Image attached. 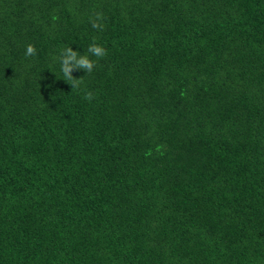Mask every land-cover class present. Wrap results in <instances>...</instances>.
Returning a JSON list of instances; mask_svg holds the SVG:
<instances>
[{
	"label": "trees",
	"instance_id": "1",
	"mask_svg": "<svg viewBox=\"0 0 264 264\" xmlns=\"http://www.w3.org/2000/svg\"><path fill=\"white\" fill-rule=\"evenodd\" d=\"M0 264H264V0H0Z\"/></svg>",
	"mask_w": 264,
	"mask_h": 264
},
{
	"label": "clouds",
	"instance_id": "2",
	"mask_svg": "<svg viewBox=\"0 0 264 264\" xmlns=\"http://www.w3.org/2000/svg\"><path fill=\"white\" fill-rule=\"evenodd\" d=\"M102 19V13H97L96 19L92 22L94 28H100L101 25L99 21ZM36 54V49L34 45L26 46V56H33ZM107 55V50L95 42L89 45L87 52L81 54L77 51H73L71 47H67L62 50L59 61L61 64V71L63 73L64 80L72 86V89H77L83 82V78L77 79L72 75V70L74 68H82L87 74H90L96 67L97 61ZM93 57L95 59H93ZM86 99L91 100L92 94L87 93Z\"/></svg>",
	"mask_w": 264,
	"mask_h": 264
}]
</instances>
